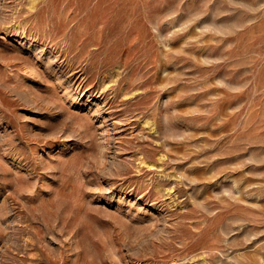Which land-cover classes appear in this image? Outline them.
<instances>
[{
    "label": "rangeland",
    "instance_id": "1",
    "mask_svg": "<svg viewBox=\"0 0 264 264\" xmlns=\"http://www.w3.org/2000/svg\"><path fill=\"white\" fill-rule=\"evenodd\" d=\"M0 264H264V0H0Z\"/></svg>",
    "mask_w": 264,
    "mask_h": 264
}]
</instances>
